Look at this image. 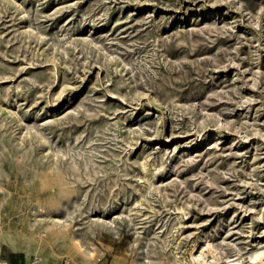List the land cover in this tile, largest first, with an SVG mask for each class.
I'll return each mask as SVG.
<instances>
[{
    "label": "rangeland",
    "instance_id": "obj_1",
    "mask_svg": "<svg viewBox=\"0 0 264 264\" xmlns=\"http://www.w3.org/2000/svg\"><path fill=\"white\" fill-rule=\"evenodd\" d=\"M261 250L264 0H0L1 259Z\"/></svg>",
    "mask_w": 264,
    "mask_h": 264
},
{
    "label": "bare ground",
    "instance_id": "obj_2",
    "mask_svg": "<svg viewBox=\"0 0 264 264\" xmlns=\"http://www.w3.org/2000/svg\"><path fill=\"white\" fill-rule=\"evenodd\" d=\"M56 232V235L57 234H59V232L58 231H55ZM5 238V237H4ZM6 242V244H8L10 247H12V243L11 242H9V241H7V240H5ZM191 249V248H190ZM197 249V248H196ZM205 249V248H204ZM209 249V248H208ZM193 250V249H192ZM198 251V250H197ZM199 251H200V249H199ZM204 251V250H203ZM192 252V251H191ZM194 252V251H193ZM197 254H198V252H197ZM196 254V255H197ZM203 254V253H202ZM262 255H263V252H262V250L261 251H257V252H255L253 255H251L250 256V260H251V262L250 263H248V264H259L260 263V261L262 260ZM191 256H193L192 255V253H191ZM199 256V255H198ZM197 256V257H198ZM196 257V256H195ZM196 257V258H197ZM193 258V257H192ZM199 258V257H198ZM1 259V258H0ZM195 259V258H194Z\"/></svg>",
    "mask_w": 264,
    "mask_h": 264
},
{
    "label": "built area",
    "instance_id": "obj_3",
    "mask_svg": "<svg viewBox=\"0 0 264 264\" xmlns=\"http://www.w3.org/2000/svg\"><path fill=\"white\" fill-rule=\"evenodd\" d=\"M0 264H13V263H9L7 260L0 259ZM22 264H40V262L38 261L37 258H34Z\"/></svg>",
    "mask_w": 264,
    "mask_h": 264
}]
</instances>
